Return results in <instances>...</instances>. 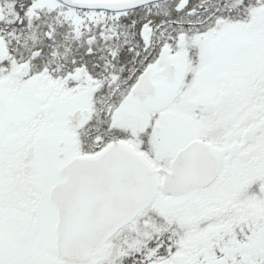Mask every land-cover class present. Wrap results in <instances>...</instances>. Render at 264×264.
I'll list each match as a JSON object with an SVG mask.
<instances>
[{"label": "snow or ice", "instance_id": "1", "mask_svg": "<svg viewBox=\"0 0 264 264\" xmlns=\"http://www.w3.org/2000/svg\"><path fill=\"white\" fill-rule=\"evenodd\" d=\"M0 264H264V0H0Z\"/></svg>", "mask_w": 264, "mask_h": 264}]
</instances>
